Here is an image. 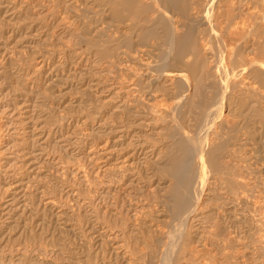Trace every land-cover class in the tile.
Here are the masks:
<instances>
[{"label": "rangeland", "instance_id": "374dc122", "mask_svg": "<svg viewBox=\"0 0 264 264\" xmlns=\"http://www.w3.org/2000/svg\"><path fill=\"white\" fill-rule=\"evenodd\" d=\"M106 1L0 0V264L157 263L152 250L162 252L178 224L165 198L186 156L184 140L203 132L198 115L210 105L224 106L244 129L240 140L219 141L227 146L221 165L209 156L205 195L188 222L190 252L179 264H264L261 117H239L252 106L247 95L213 106L209 91L182 89L165 73L179 70H166L163 40L137 39L132 5ZM211 4L203 0V16ZM251 6L238 32L261 31L264 14ZM216 38L220 56L225 45ZM260 40L253 58L264 56ZM182 95L188 100L177 103ZM216 171L235 174L241 187L219 182Z\"/></svg>", "mask_w": 264, "mask_h": 264}, {"label": "bare ground", "instance_id": "6f19581e", "mask_svg": "<svg viewBox=\"0 0 264 264\" xmlns=\"http://www.w3.org/2000/svg\"><path fill=\"white\" fill-rule=\"evenodd\" d=\"M122 2L123 0H107L105 4H102V5L104 6L109 5V8L110 6L112 8L113 7L115 8L117 6L119 7ZM243 2L244 0H212L210 10L204 16L202 14V10L200 11V7L202 6L203 0H129V1L124 0L123 3L127 5L131 4L133 7L132 8L129 5V7H131L132 9L129 8L131 10L129 11L128 15H130L131 17L130 20L132 21L131 22L129 20L132 23V25H130L132 26L131 31H134L135 33H137L136 35L138 36L137 39L140 38V40L142 39L144 40L145 38H149V37L150 38L158 37L159 40H163L164 42L163 44L166 45V52H165L166 70H168L167 68L169 67L179 70V72H176V73L166 71L165 73H170L167 75L170 76L174 74L176 77H178L180 87L182 89H186L185 91L187 92H189V90H191V92L209 91V93H211L210 95H212V98H210V100L213 101V103L212 102H208V103H212L213 106L228 105L229 102H232V103L234 102V101H231L230 99H234V98H237L238 96H242V94L247 95V99L251 101L250 106L251 105L252 106L248 109L244 107L247 110L244 111L245 109H243V113H240L241 115H239V117L242 116V117L249 118L250 117L249 115H252V114L256 115V118L261 117L262 121L259 120V123L260 122L261 123L260 124L258 123V124L260 125L259 128L263 127L262 133L261 132L260 133H261L262 138L264 139V59H263L264 56L262 59L257 58V55H256V58H253L254 51L258 49V43H257L258 40L264 38V25H263L264 22L260 26L262 29L259 32L258 31L256 32L255 29L253 30V28H252V31L238 32L235 28L236 22L240 18H242L243 15H245L244 13L248 9V7L245 8V6H249V5L251 6V3H252L251 7L258 9L259 11H261V13L264 14V0H249V2H251V3H247L249 5H247L246 3L244 5ZM104 8L108 10L107 7H104ZM156 8L161 9L163 13L161 12L162 14H158L157 16L155 15L156 16L155 17L154 14H156L157 12ZM105 12L107 11L105 10ZM127 12H125V14ZM150 12L152 14H149ZM117 13H118V10H117ZM246 14L248 15V11ZM254 14H258V13H254ZM122 15L124 14L122 13ZM257 16L258 15L254 17H257ZM260 16L262 15L260 14ZM113 17H116V16L113 15ZM177 19H179L180 21L179 22L176 21ZM225 20H227V23L225 22ZM252 21L253 23L256 22L254 20ZM257 22H260V21H257ZM250 26L251 25H249V27ZM205 27L209 29V32L213 34L212 37L209 38V36H207L208 30L204 29ZM219 29L223 30L224 32L219 31ZM160 30L162 31V33L158 32ZM225 34L228 37H230L231 40L234 41V42L231 41L228 43H236V44H227L226 42L229 39L227 37L228 40L225 41ZM201 35L203 37H201ZM133 37H129V40L130 38H133ZM214 37H217L219 41L221 43L223 42V45H225L224 47L225 52L221 54L220 56H218V54L222 51L223 48H221V51L220 50L217 51L218 49L216 47H215L216 48L215 50L212 48L213 46L212 40ZM135 39L136 38H134V40ZM126 40L127 42H129L128 38ZM142 41H140L141 42L140 44L143 43ZM132 43L129 42L130 45ZM146 43L148 44V42H145L144 44ZM259 44H262V43H259ZM104 48H106V45L104 46ZM214 51L217 52V56H218V57L216 56L217 61H215V63L213 62L214 61L213 58H212L213 61L211 60V58H209V55L211 54V52H214ZM255 54H257V52H255ZM210 56L212 57L213 55H210ZM185 57H190L191 61L189 63L184 62ZM260 57L262 56L260 55ZM112 61H114V59ZM246 79L247 81L249 80V82L250 81L251 82L247 84L245 82ZM183 95L181 97L179 96V99H178L179 102L176 101L177 103H180V102L183 103V100H186V99L188 100L187 98L188 96L186 95V99H184L185 97H183ZM195 95H194V98H195ZM203 98L205 99L207 98L206 100L210 101L208 99L209 98L208 96L207 97L204 96ZM192 100H193V96L191 95L190 102H192ZM208 103H206L205 105L208 106ZM184 104H186V101ZM177 105L181 106L180 104H177ZM233 105H235V103H233ZM253 105H257V108L253 107ZM201 107L202 106H200V108ZM210 107L211 105L209 106L208 110L206 107V109L203 110V112H201L200 110L201 113H199L198 115L200 119V124H202L204 128L203 132L196 133L197 134L196 136H194L193 134L194 137L189 136L186 140H184V141H187V143L184 142L186 144L183 143L184 146L187 145L186 146V149H187L186 156L182 158L181 161H179V168H176L177 170L174 172V176L172 175L174 177V182L171 181L173 183L171 187L172 189L167 194L168 196H166L165 198L166 204L165 203L164 204L166 205L167 212L168 211L171 212L172 216L174 218H177L178 222L176 221L175 222L178 223L177 224L178 227L174 231V228L177 226L176 225L175 227H172L171 229L172 233L170 232L166 233V235L168 236L167 238L168 241L166 239L165 248L161 247L163 248L162 252H159L160 249L158 251L152 250V255H153L152 261H155L158 259V262L157 263L149 262V264H179V262H181L182 259L188 256V253L190 252L188 249V246H189L188 237L191 234L189 232L188 222L189 220H191V217L197 212V205L201 203V199L203 198V195H205L204 192L206 191V184H207L206 173L209 172V168H210V165L208 162L209 156L212 155V157L214 158L213 163H215L216 165L217 164L221 165L222 159L219 155H221L222 153L221 151L226 150V147H227L225 144H223L225 141H223L222 144L221 142H219L220 140H224L223 135H226L227 138H229L227 140L231 139L232 141L237 138L240 140L239 133H241L240 131L244 129V126L241 127V125L239 126L238 123L235 124L229 121L228 117L230 118V116L223 114V111L225 109V108L223 109L224 106L221 109H219L217 106H216L217 108L215 107L212 109H210ZM240 107L241 106L237 108L240 109ZM179 109L181 110V107H179ZM234 111L232 110L231 112L233 113ZM239 112H242V111H239ZM232 113L230 114L232 115ZM175 119L178 122L179 117L178 118L175 117ZM192 119H189V120L191 121ZM196 119L198 120V118H195V120ZM215 129H217L216 132H215ZM184 133H182V135ZM183 138H181L180 141H182ZM227 140L226 142H230ZM171 146H174V145H171ZM228 147H231V145ZM178 152L180 154V151ZM218 152H221V153H219L218 155ZM223 153L226 154L225 152ZM229 153L230 152H228V154ZM182 155H183V152H182ZM227 155L226 157L230 156V155L228 156ZM174 158H177V157L175 156ZM197 159H199V161H197ZM224 160L226 159L224 158ZM215 175L218 176L217 179L219 180V182L220 181L229 182L231 186H229L228 184V187H231L234 190L241 187L239 184L240 182L237 178L238 176L236 177L235 174H232L230 177L228 176V178H225L223 176L224 175L223 172H218ZM160 242L162 241H159V243ZM159 243L158 245H160Z\"/></svg>", "mask_w": 264, "mask_h": 264}]
</instances>
